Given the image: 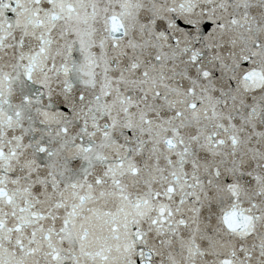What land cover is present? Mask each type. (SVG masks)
Listing matches in <instances>:
<instances>
[{
  "label": "snow or ice",
  "instance_id": "1",
  "mask_svg": "<svg viewBox=\"0 0 264 264\" xmlns=\"http://www.w3.org/2000/svg\"><path fill=\"white\" fill-rule=\"evenodd\" d=\"M0 264H264V0H0Z\"/></svg>",
  "mask_w": 264,
  "mask_h": 264
}]
</instances>
